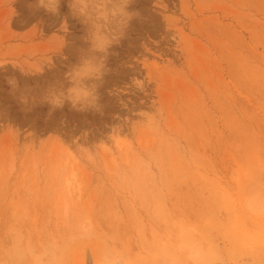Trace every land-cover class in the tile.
Here are the masks:
<instances>
[{
  "label": "clouds",
  "instance_id": "clouds-1",
  "mask_svg": "<svg viewBox=\"0 0 264 264\" xmlns=\"http://www.w3.org/2000/svg\"><path fill=\"white\" fill-rule=\"evenodd\" d=\"M53 18L42 48L0 52V93L29 117L46 109L91 114L55 151L7 125L0 140V264H264V145L250 146L227 181L155 94L147 74L108 87L110 64L142 12L137 0H24ZM38 19L31 33H39ZM78 25L74 59L66 37ZM61 71L46 77L58 65ZM11 66L12 74H7ZM19 73V75H16ZM155 96V98H154ZM107 97V99H105ZM7 119L0 104V127ZM59 126L69 128L66 116ZM37 143L39 146H37ZM191 194L181 197V189Z\"/></svg>",
  "mask_w": 264,
  "mask_h": 264
},
{
  "label": "rangeland",
  "instance_id": "rangeland-1",
  "mask_svg": "<svg viewBox=\"0 0 264 264\" xmlns=\"http://www.w3.org/2000/svg\"><path fill=\"white\" fill-rule=\"evenodd\" d=\"M133 7L142 12L143 21L134 22L129 38L117 49L119 55L110 60L117 71L107 86L120 87L127 80L129 72L119 67L121 61L134 63L152 81L145 99L155 94L168 106L189 142L229 180L243 167L250 146L264 145V0H137ZM38 19L43 22L33 36L31 29ZM57 26L53 18L30 15L24 0H0V52L12 55L26 53L30 46L42 48ZM70 32L65 55L71 60L79 44V26ZM53 60L58 67L46 77L62 70L54 54ZM12 73L8 66L7 74ZM0 104L7 116L0 140L9 144L10 123L19 132L21 149L29 132L37 141L51 138L48 147L55 151L60 140L68 142L73 124L82 128L85 120L99 124L91 114L67 110L48 121L46 109L25 117L6 84ZM62 116L69 122L68 129L59 126ZM190 194V187L179 192L184 198ZM91 257L87 253L89 264Z\"/></svg>",
  "mask_w": 264,
  "mask_h": 264
}]
</instances>
